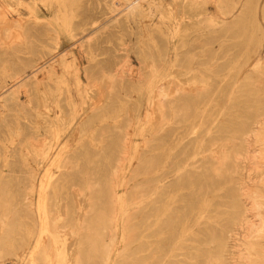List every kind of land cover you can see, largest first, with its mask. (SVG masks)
Instances as JSON below:
<instances>
[{
	"label": "rangeland",
	"instance_id": "rangeland-1",
	"mask_svg": "<svg viewBox=\"0 0 264 264\" xmlns=\"http://www.w3.org/2000/svg\"><path fill=\"white\" fill-rule=\"evenodd\" d=\"M113 2L119 9L112 10ZM238 10L239 6L233 13ZM216 11L214 0H0V63L17 59L10 54L11 50L17 46L16 41L22 40L28 27L32 50L17 54L20 60L36 61L34 71L39 84L37 89L30 85L28 90L20 88L17 99L10 98V91L16 90L28 79L26 74L32 73L33 69L25 67L22 81L8 80L0 89V171L5 176L3 197L7 200L5 211L0 207V245L11 244L0 253V264H36L40 256L44 257V264L72 263L81 236L78 229H71L74 221H60L55 216L62 214L65 206L73 209L76 216L85 211L88 195L82 190L75 192L77 187L72 186L84 178L78 175L84 171L102 183L100 195L106 198L102 206L114 213L112 229H103L105 224L101 226L107 245L106 263L101 262L100 252L94 264L210 261L208 256L216 243L211 238L224 229L229 219L231 191L240 180L247 183L248 179L264 188V168L258 179L255 173L247 176L244 169L223 173L226 176L221 177L208 172L207 180L201 185L197 175L201 169H193V162L205 148H217L221 142L232 141L230 133L241 125L245 130L247 117L253 112L248 100L239 96L245 91L237 90L245 72L258 66V78L264 82V0L258 1L250 20L249 33L253 35L250 43L245 41L248 32L243 31L238 47L233 44V33H223L224 47L234 52L224 72L198 70L212 68L201 65L209 57L204 56L202 48H195L201 44L202 37L211 36L212 26L205 24L215 18ZM210 47L216 51L221 45L215 41ZM162 51L165 56L160 54ZM176 52H180V65L174 64ZM97 63L116 67V75L131 85L140 83L141 87L128 90L124 98L121 95L114 112L82 129L81 124L89 113L107 102L110 95L109 82L102 74L90 85L84 73L85 68ZM205 77L217 86L214 100L197 104L185 121L164 123L157 128L161 113L153 100L156 88L165 85L168 93H174L178 86L192 92L194 87L202 85ZM118 124L128 127L121 129ZM262 127L252 139L261 158L264 156ZM153 129L162 132L158 140L146 137ZM125 130L126 152L113 140L103 156L90 153L92 148L101 147L100 140L118 139ZM212 135L216 136L217 144L210 146ZM146 138L151 140L149 153L142 154ZM86 143L89 155H79L74 162L76 168L64 170L63 158L67 152ZM92 157L96 159L90 160ZM112 182L117 201L106 192V185ZM246 183H242L243 189L247 188ZM28 184L30 187L26 189ZM142 188L148 190L145 195L128 200L130 193ZM245 192L242 207L247 208L248 221H256L252 241L263 248L264 205H255L258 208L248 211V206L254 203L247 201ZM159 193L163 196L155 201ZM254 211L261 214L252 217ZM5 212L7 218L3 216ZM127 221L131 231H127ZM7 229L13 232L4 240ZM237 233L239 246L232 254L228 253L229 264H235L234 261L264 264L261 255L264 250L259 252L261 257L256 256L250 262L247 252L241 250L245 237L240 227ZM144 237L152 240L154 251L138 258L136 253ZM126 242L128 245L124 246Z\"/></svg>",
	"mask_w": 264,
	"mask_h": 264
},
{
	"label": "bare ground",
	"instance_id": "bare-ground-1",
	"mask_svg": "<svg viewBox=\"0 0 264 264\" xmlns=\"http://www.w3.org/2000/svg\"><path fill=\"white\" fill-rule=\"evenodd\" d=\"M214 1H215V5H216V10H217L216 13L217 14L215 13L216 14L215 18L213 16L212 20H209V22H208L209 24L208 23L205 24V25H211L212 26V28H211V29H213L212 34H211V36H208V37H202L201 38L202 39L201 44L198 47H196V48L194 47V48L195 49L202 48V50L204 51L203 52L204 56L209 57V59L207 61L201 62V65H207L208 67L212 66V68H210V69H205L203 67H200L198 70L200 72H213L216 74H220V73L224 72L225 65H227V62L228 63L230 62L229 60L234 54L233 51L231 52L224 47V45L226 44V40L223 39V33L224 32L229 33V34L233 33V35L235 36V42L233 44L238 47L239 46L238 42L240 39H242L243 31L248 32L245 35V37H246L245 41L247 43H250L251 37L253 36L251 33H249V27L251 26L250 20L252 19L253 13L255 12V9L258 6L259 0H214ZM114 2L112 5L113 7H111L112 10L119 9V7L115 6ZM238 6H239L238 12L233 13L234 10ZM131 12H133V8H131ZM209 19H211V18H209ZM92 24H91V26L93 27ZM96 26H97V24H96ZM21 38H22V40L16 41L17 42V46H16L17 49L15 50L16 47L14 46L13 50H11L12 53H10L13 57L15 56L17 59L14 60L13 58H10L9 60L2 61L0 63V70L2 72V75L0 77V89L4 88L6 86V81H8V80L9 81L15 80L16 81L15 83H19L20 81H22V79L24 78V76L26 74L25 67H28L30 70H32V69L33 70H32V73L26 74L28 76V79H26L24 82H22L21 85L16 90L10 91L9 95H10L11 99H17L16 94L20 90V88L24 87L25 90H28L27 87L30 85L31 88L35 87L37 89L38 85H39V84H37L38 83V76L36 75V73L34 71L36 61L29 60V59H26V60L21 59L20 60V58H19L20 54H17V53L28 52V51L32 50L30 30L28 29V27L25 28L23 36H21ZM215 41L221 45V48L219 49L217 47L218 49L216 51L211 50V47H210L211 43L215 42ZM179 53L176 52V54H175V62H174L175 65L182 64V61L179 60L180 59ZM160 54L162 56H165L164 51L160 52ZM185 64H187V63H185ZM182 67L187 68V66H182ZM50 68L52 69V65L50 66ZM259 70H260L259 67L255 66L252 68L251 72H248V71H247L248 73L245 72L241 84L237 87V90H239L241 92H242V90L245 91L244 95L239 94V96L240 97L244 96L248 100L249 107L253 108L252 114H250V116L247 117L245 130L242 128V125H241L242 121H241L240 122L241 126L238 127L237 129L233 130L230 133L229 139H233L232 141L221 142L218 145L219 147H217V148H212V149L210 147L205 148L201 157L198 160L193 162V164H192L193 169H195V170L201 169V171L198 172V174H197L198 177L200 178L198 181L200 185L204 184L205 181L207 180L206 173H208V172L216 173L217 177L218 176L221 177L222 175L226 176V174H223V173H229V172L237 173V171L244 169L247 176L250 173H255L256 179L259 178L258 175H259V172L261 170H263L264 163H262V162L260 163L258 159L264 160V158H263L264 156L262 158H261V156H258V154H260V150L257 147H255V145H254L256 141L252 140L254 137H256L259 134V132H258L259 128L262 127V125H264V82H263V80L258 78L257 74H258ZM184 72H186V71H184ZM84 73L88 77L87 80L89 81L90 85H92L93 81H95L97 79L98 74H102L104 76V78L106 80H108V82H109L110 95L108 96L107 102H105L103 105L99 106L98 108L92 110L89 113L90 115L81 124L82 129L89 128L94 123L102 121L104 119V117L107 116L108 112H110V113L114 112L117 109V107H119V103L121 102V98H120L121 95H123V98H124V96H126L128 94V92H127L128 90L130 91L131 88H133V87L134 88L141 87L140 83L139 84L136 83V85H131L128 82L124 81V79H122V77L116 75V67H110V66L107 67V66H105V64L97 63V64L93 65L92 68H85ZM202 81H203L202 85H200L198 87L197 86L194 87V89H192L194 91H192V92H188V90H186L185 88L178 87V86L175 87L174 93H168L167 92V86H165V85H159L156 88V93L154 95L153 100H154L155 105H156L155 107L161 113L160 118L157 117V118H159L157 121L159 127L157 126V128H161L160 126H163L164 123L171 124L175 121L176 122L177 121H185L186 115L188 114V112L191 111V109H193L197 104H200V103L209 104L210 102H212L214 100L213 96L215 94V89H217L216 84L210 78H206V77L203 78ZM211 81L213 82V89H211V85H212ZM169 90H171V89L169 88ZM3 92H5V91H3ZM30 99H31V96H30ZM230 103L232 105V101ZM231 105L229 104V109H230ZM116 126H117V124H116ZM118 126L121 129H126L128 127L127 125H123V124H120V125L118 124ZM218 129H220V127ZM218 129H217V131H220ZM262 129H263V127H262ZM153 130H150L146 137H150V138H152V140L153 139L158 140V137H162V132L161 133L157 132L158 129L157 130L153 129ZM126 135H127V131L125 130L123 133H121L120 138H118V139L111 137L106 142H104V140H100L101 147L92 148L90 150V153L92 152L91 154H93L95 156H97L99 154H102V156H103L106 153L105 152L106 147L113 140L118 141L120 147L122 148V151L126 152L125 150H127V145H128ZM215 137H216L215 135L211 136L210 146L217 144ZM148 139L149 138H146V140L144 141V144L146 147H144L141 150L142 154L149 153V144L151 143V140H148ZM234 139H239V142L238 141L233 142ZM259 141H261V140H259ZM112 143H114V142H112ZM87 144L88 143L82 144L81 146H77L76 148L71 149L67 152V154L63 158L64 170H67V169L73 170L76 168V165H74V162H76V160L78 159V156L82 155L84 153H87L89 151V149L86 146ZM91 154H90V156H91ZM212 154H215L218 156L217 157L211 156ZM93 158L96 159L95 157H92L91 159L90 158L89 159L93 160ZM139 159H141V158H139ZM203 161H206V162H203ZM162 165H164L163 162H162ZM82 167H79V169ZM82 169H85V168L83 167ZM158 169H160V168L158 167ZM91 170H92V168H91ZM84 172L78 173V175H83L84 178L80 179L78 181V183L73 182L72 186L74 185L77 187L75 192L76 191L78 192V190H82V191L86 192V194L88 195V198H87L88 202H87L86 206L84 207L85 211L83 212V214L76 216L74 214L73 209L70 210V208L68 206H65V208L63 209L64 212L62 214H57L55 216L56 219L58 218V220H60V221H74L70 224L71 229H72V231L75 229H78V231L77 230L76 231L79 232V235L81 236V239H82V241L78 243V250H77L71 264H94L97 260V259H95V257L98 256V254L100 252L103 253L102 254L103 258L102 259L100 258L102 260L101 262L106 261V258H107V248L106 247H107V245H105V240H103V231H101L102 230L101 226H104L103 224H105L106 226L103 227V229L106 228V229L111 230L112 229L111 228L112 227L111 226V220L114 217V215H113L114 213L108 212V210L106 211L105 207L102 206V205H104L103 203H105V199H106L105 197L100 195L103 191L102 183L100 181L98 182V181L92 179L91 175H88L90 173L85 174ZM109 172H110V170H109ZM1 173H2V171H0V207H3V209L5 211L6 202H7L5 197H3V187H4L5 176L2 175ZM114 174H115V172H114ZM114 174L112 172L113 176H114ZM92 176H93V174H92ZM217 179H219V178H217ZM249 181L250 180L248 179L247 183H246L245 181L243 182L240 180L239 185L236 184L237 186L234 187V190H232L230 193L231 199L229 198L230 199L229 209L227 207L228 211L230 210L229 214L227 212V214L229 215L227 217L229 219H228L227 225L224 227V229L219 234H217L213 238H211L212 241L216 242V243L214 246L215 247L214 251L212 252L211 255L209 254V256H208V257H210V261L209 260L207 261L205 259L202 262L201 261L195 262V260H192V261H189L188 264H229L230 260H228V259L231 255L228 256V253L232 254L234 252L233 250L235 248H237V246H239L236 243V241H237L236 235L239 233V232L237 233L238 227L241 228V230L243 232L242 234H244L243 236L245 237L244 239H242V245L244 247L241 250H245L247 252L246 254L249 256L250 262H252L254 260V257L259 255V252H261V250H264V245H262L263 248H260V243L252 241V232H253V227H255L254 225H255L256 221L255 222L254 221H248L247 214H246L247 208L244 209L242 207V204H241V203H243L242 202L243 191L246 190L247 193L245 192V194L247 195V201H252L254 203L253 205L249 204L251 206H248L246 204L249 207L248 211H253L254 209L258 208V206L260 207V205H264V188L262 189V188H260V186H258V184H256V183L254 184L253 180H252V183ZM31 183H33V181ZM242 183H246L245 185L247 188L244 187L245 189H243ZM114 184L115 183L112 182V184L106 185L107 186L106 192H108L110 199L117 201L118 196L116 195V193L114 191L115 189H113ZM250 184H252V185H250ZM33 185H35V184H33ZM263 186H264V184H263ZM29 187L30 186L28 184L26 189ZM74 189H73V192H74ZM165 190H166V188H164L163 191H165ZM147 191L148 190H143V188L142 189H136L133 192V194H131V193H130L131 195L129 194L128 200L143 196L146 194ZM72 194H74V193H72ZM25 195H24V197H25ZM162 196H163V194L159 193L156 196L155 201H159L162 198ZM228 196H230V195H228ZM24 204H26V203H24ZM255 205H258V206H255ZM254 212H256V211H254ZM158 213H161V212H158ZM161 214H163V213H161ZM258 214H261V213L256 212V214H252V217L255 215H258ZM3 216L7 218L8 212H5ZM261 216H260V218H261ZM75 221H78V222L75 223ZM262 225L263 224L261 223V226ZM262 227H260V225H259V228H262ZM127 228H128L127 231L132 230L128 224V221H127ZM261 230L259 232H261ZM12 232L13 231L11 229H7L3 234L4 240H8V238L11 236ZM257 232H258V230H257ZM263 232H264V230H263ZM152 233H153V231H152ZM131 236H133V234H131L129 236V239ZM150 236H152V235H150ZM131 239H132V237H131ZM143 239H144L143 243L141 244V246L139 247V249L136 253L138 258H139V256H143L142 254L149 253L147 255H151L150 253L152 251H154V247L152 246V242H151L152 240L148 239L147 237H144ZM97 240H99V241L101 240L102 242L100 241L101 243H96ZM7 244L9 245L10 243L0 245V253L7 250L6 249L7 248L6 246H8ZM127 245L128 244L126 242V244L124 246H127ZM9 248H10V246H9ZM43 253H44V251L41 250L40 254L43 255ZM261 255H264V254H261ZM99 257H100V254H99ZM258 257H261V256H258ZM140 262L141 261L138 260L137 264H139ZM97 263H98V261H97ZM234 263L235 264H243L240 261L239 262L234 261ZM36 264H44V257L43 256L38 257L36 260ZM145 264H147V262ZM153 264H155V263H153ZM184 264H186V263H184Z\"/></svg>",
	"mask_w": 264,
	"mask_h": 264
}]
</instances>
